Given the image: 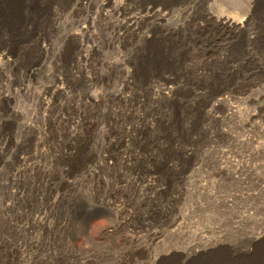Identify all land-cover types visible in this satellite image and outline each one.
<instances>
[{
  "label": "rangeland",
  "instance_id": "374dc122",
  "mask_svg": "<svg viewBox=\"0 0 264 264\" xmlns=\"http://www.w3.org/2000/svg\"><path fill=\"white\" fill-rule=\"evenodd\" d=\"M263 5L0 0V264L263 249Z\"/></svg>",
  "mask_w": 264,
  "mask_h": 264
},
{
  "label": "bare ground",
  "instance_id": "6f19581e",
  "mask_svg": "<svg viewBox=\"0 0 264 264\" xmlns=\"http://www.w3.org/2000/svg\"><path fill=\"white\" fill-rule=\"evenodd\" d=\"M263 8H264V5H263ZM262 9V8H261ZM252 14H253V9H252V7H251V3L249 2L248 4H247V10H246V13H245V15H246V17L247 18H250L251 16H252ZM218 21H219V19H218ZM58 27V26H57ZM83 33V32H82ZM85 33V32H84ZM82 40V39H81ZM79 42V41H78ZM79 44V43H78ZM83 47V46H82ZM46 50V49H45ZM168 55V54H167ZM166 55V56H167ZM44 57H45V55H44ZM162 58V57H161ZM164 58V57H163ZM77 59V58H76ZM165 61V60H164ZM75 62V61H74ZM78 63V62H77ZM76 68V67H75ZM159 93H160V96H162V98H164V99H166V100H168V97L170 96V94L172 93V91H171V89L170 88H163V89H160L159 90ZM152 95H154V96H156L157 94H155V93H153ZM153 100H155L154 99V97H152L151 98V101L153 102ZM166 121V120H165ZM164 121V122H165ZM168 123V122H167ZM174 126V125H173ZM145 127V126H144ZM135 128V127H134ZM165 128H167V127H165ZM76 129V128H75ZM130 129H132V127L130 128ZM143 129V128H142ZM141 129V130H142ZM71 130V129H70ZM149 130V129H148ZM170 130H172L171 129V127H170ZM73 131H77V130H73ZM73 131L72 132H70V133H73ZM132 131V130H131ZM155 131V130H154ZM174 131V130H173ZM151 133H153L152 131H150ZM161 132V131H160ZM167 132H168V130L166 131V134H167ZM79 133V132H78ZM81 133V132H80ZM85 133V132H84ZM83 133V134H84ZM135 133V132H134ZM143 133H144V131H143ZM157 134H158V132H156ZM164 133V132H163ZM171 133V132H170ZM74 134H76V133H74ZM130 134V133H129ZM132 134H133V132H132ZM136 134V133H135ZM135 134H133V135H135ZM165 134V135H166ZM172 134V133H171ZM176 134V133H175ZM80 135V134H79ZM82 135V134H81ZM143 135V134H142ZM158 135H160V134H158ZM168 135V134H167ZM74 136V135H73ZM83 136V135H82ZM132 136V135H131ZM156 136V135H155ZM174 136V135H173ZM77 137V136H76ZM79 137V136H78ZM68 138V137H67ZM72 138V137H71ZM70 138V139H71ZM166 138H168V137H166ZM69 140V139H68ZM72 140V139H71ZM74 140V139H73ZM77 140H78V138H77ZM141 141H143L142 139H141ZM147 141H148V138H147ZM74 142H75V140H74ZM146 142V141H145ZM151 142H153V140L151 141ZM155 143V142H154ZM153 143H151V145H152ZM154 152V151H153ZM152 153V152H151ZM155 153V152H154ZM147 155V154H146ZM150 155V154H149ZM147 157V156H146ZM152 158V157H151ZM154 159V158H153ZM149 160V159H148ZM195 253V252H194ZM197 258V257H196ZM196 258H195V260H196ZM200 260H202V258L200 259ZM193 262H196V264H211V263H208V262H210V260H207L206 262H204L203 261V263H197V261H193ZM190 263H192V262H190ZM227 264H229V262L227 263ZM242 264H264V247H263V249H260V250H258L256 253H255V255H253L252 257H250V258H248V259H246Z\"/></svg>",
  "mask_w": 264,
  "mask_h": 264
}]
</instances>
